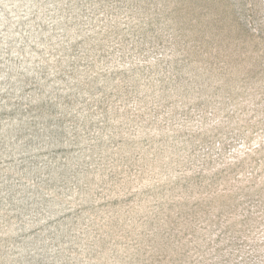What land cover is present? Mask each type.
I'll return each mask as SVG.
<instances>
[{
  "label": "rangeland",
  "instance_id": "1",
  "mask_svg": "<svg viewBox=\"0 0 264 264\" xmlns=\"http://www.w3.org/2000/svg\"><path fill=\"white\" fill-rule=\"evenodd\" d=\"M0 264H264V0H0Z\"/></svg>",
  "mask_w": 264,
  "mask_h": 264
}]
</instances>
